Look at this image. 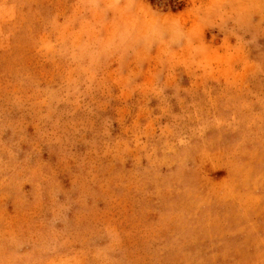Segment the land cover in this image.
Returning <instances> with one entry per match:
<instances>
[{"label":"rangeland","instance_id":"obj_1","mask_svg":"<svg viewBox=\"0 0 264 264\" xmlns=\"http://www.w3.org/2000/svg\"><path fill=\"white\" fill-rule=\"evenodd\" d=\"M0 264H264V0H0Z\"/></svg>","mask_w":264,"mask_h":264}]
</instances>
